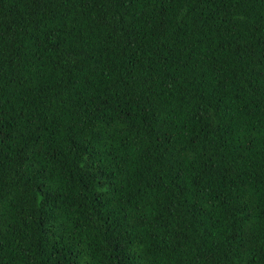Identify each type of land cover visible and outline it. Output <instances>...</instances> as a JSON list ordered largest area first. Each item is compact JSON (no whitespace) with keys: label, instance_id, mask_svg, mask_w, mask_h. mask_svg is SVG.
Instances as JSON below:
<instances>
[{"label":"trees","instance_id":"16d2710c","mask_svg":"<svg viewBox=\"0 0 264 264\" xmlns=\"http://www.w3.org/2000/svg\"><path fill=\"white\" fill-rule=\"evenodd\" d=\"M0 264H264V0H0Z\"/></svg>","mask_w":264,"mask_h":264}]
</instances>
